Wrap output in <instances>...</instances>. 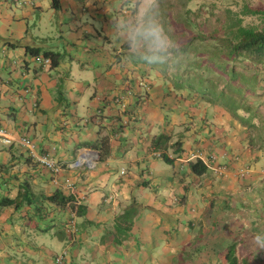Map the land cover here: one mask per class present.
I'll return each instance as SVG.
<instances>
[{"label":"crops","instance_id":"1","mask_svg":"<svg viewBox=\"0 0 264 264\" xmlns=\"http://www.w3.org/2000/svg\"><path fill=\"white\" fill-rule=\"evenodd\" d=\"M131 11L0 0V264H225L234 240L263 264L254 130L131 57L112 27Z\"/></svg>","mask_w":264,"mask_h":264},{"label":"trees","instance_id":"2","mask_svg":"<svg viewBox=\"0 0 264 264\" xmlns=\"http://www.w3.org/2000/svg\"><path fill=\"white\" fill-rule=\"evenodd\" d=\"M224 1L230 0H213V2L209 0H160V18L165 30L178 44L180 52L186 56L187 61L189 60L187 65L193 64L198 75L201 76V81L204 84L208 82L209 86L215 87L214 90H210L213 94L207 97V100L214 98L215 94L221 96L229 85L236 97L237 94L246 92L247 105L245 106L249 110L252 108L254 99L264 100V25L262 29L247 27L237 24L234 19L227 24L223 23L217 10L219 3ZM231 1L241 4L240 0ZM224 10L228 14L231 13V9ZM234 15L235 17L262 15L264 23V10L249 8L246 5L242 12L234 13ZM214 30L215 32L222 31L224 34H213ZM47 57L52 59L53 66L58 65L57 57L52 54ZM212 72H215L217 77L209 81L207 75ZM237 87H242V91L238 92ZM236 105L234 99L226 108L233 110ZM236 113L238 111H234V115ZM243 114L235 116L256 132L253 131L254 135L249 139L250 145L255 150L263 151L264 117L256 114L255 118H251V114L249 117ZM242 115L244 118H241ZM256 137L258 139H253ZM193 168L200 175L207 171V166L201 161L194 163ZM236 253L237 248L234 244L226 251L225 264H239Z\"/></svg>","mask_w":264,"mask_h":264},{"label":"clouds","instance_id":"3","mask_svg":"<svg viewBox=\"0 0 264 264\" xmlns=\"http://www.w3.org/2000/svg\"><path fill=\"white\" fill-rule=\"evenodd\" d=\"M130 6L132 11L126 16H121L115 24L112 25L115 34L127 44L129 55L149 65H167L170 69H174L175 66L179 64L182 53L176 41L171 37L168 31L165 30L161 21L160 0H130ZM45 61L47 64L53 66L50 57H47ZM0 133H2L3 136L5 135L3 130H1ZM7 140H9V142H7ZM5 142L11 143V140L6 137ZM93 154L98 157L97 153ZM198 156L200 157L201 155ZM98 159L99 158L95 159V162H97ZM86 160L90 162L89 166H93L91 163H95L91 159ZM51 162L55 167L52 169L57 173L60 167L56 166L53 161ZM81 165H83L81 161L73 163V166L76 167ZM56 168L58 171L55 170ZM247 172L248 169L242 171L241 175L243 176ZM254 242L260 250H264V235L257 234ZM66 254V251L59 254L55 263L58 264L59 262V264H64Z\"/></svg>","mask_w":264,"mask_h":264},{"label":"rangeland","instance_id":"4","mask_svg":"<svg viewBox=\"0 0 264 264\" xmlns=\"http://www.w3.org/2000/svg\"><path fill=\"white\" fill-rule=\"evenodd\" d=\"M209 1L213 2V0H209ZM240 3L241 4H236L234 1H231V0L228 2L224 1V2L219 3V8L217 10V13L221 15L222 22L227 24V23H229V21L231 19H234L237 24L239 23L243 26L256 27L258 29H262L263 25H264L262 15H241V16L235 17L234 13L242 12L244 5L249 6V8H256V9L264 10V0H240ZM228 6L230 8H227ZM224 9H231V13H229V14L226 13ZM206 30H207V32L209 31L208 28ZM218 33L224 34L222 31H218V32H215V30L213 31V34H218ZM191 52H193V51L191 50ZM188 61L186 59V56L182 54V56L179 60V64L177 65V66H179V68L175 69L176 68L175 67L174 69H170L171 72H175V70H177L176 71L177 78L175 79V81L177 83H179V81L182 82V84H180V86H183L185 88V89H183V91L185 90L184 92H189L190 94L197 93L202 98L207 99V97H209L210 95L213 94V93H211L210 90H212V89L214 90L215 87L209 86L208 82H206L204 84L201 81L200 74L198 75V71H196V68L193 66V64H191V66L187 65ZM151 66L154 69H155V67L157 69L159 68V67H157V65H151ZM161 67L165 70H169V67L167 65H161ZM179 77H181V79ZM213 77L214 78L217 77V74H215V72L209 73V75H207V80L211 81V78H213ZM212 80H214V79H212ZM225 85H227V84H225ZM223 86H224V84H223ZM224 91L225 92H223L221 96H217V94H215L214 98H212L210 100L208 99L209 103L213 106L215 105V106H220V107L225 108L226 106H228V104L232 100L235 99V102L237 105L234 106L233 110L236 112L238 111V113H236L235 115L241 116L240 112H241V110H243L244 113L248 115V117L250 116L249 114L252 115L251 118H253L256 114H258L257 116H259V117H264V105L261 106V103L264 100H262L261 98H257L256 100L254 99V101L252 103V108L247 110V108L245 106V105H247V103H246L247 100L245 97L246 92L245 93L241 92V93L237 94L238 96L236 97L233 95V90L231 89V86H229V85L224 89ZM237 91L238 92L242 91V87H237ZM236 93L237 92H235V94ZM258 100H259V102L257 103ZM256 105H257V107H256ZM239 110H240V112H239ZM241 118H244L243 115ZM246 121H247V119H246ZM255 122H256V120H255ZM255 122H254V124H255ZM253 139H258V137L253 138ZM263 155H264V150H263ZM247 236H249L250 239L252 238L251 234L247 235ZM233 244H235L236 248H237L238 245L242 244V243H240L239 240H236V242L234 240ZM252 249L253 248H251V246H249V247H245L243 249V251L242 250L237 251L236 254H237V257L239 258L240 264H246L247 263L248 258L246 259L244 256L247 255L248 253L251 254ZM254 254L251 256H254ZM252 262L258 263V262H261V260L258 261L257 258L254 257Z\"/></svg>","mask_w":264,"mask_h":264},{"label":"built area","instance_id":"5","mask_svg":"<svg viewBox=\"0 0 264 264\" xmlns=\"http://www.w3.org/2000/svg\"><path fill=\"white\" fill-rule=\"evenodd\" d=\"M10 1H13V2H16V3H21V2H28V1H33V0H10ZM7 142H9V140H7ZM43 163L46 164L48 167L50 168H55L53 163L47 158V157H44L42 159ZM56 171H58V169L56 168L55 169ZM59 264V262H58Z\"/></svg>","mask_w":264,"mask_h":264}]
</instances>
